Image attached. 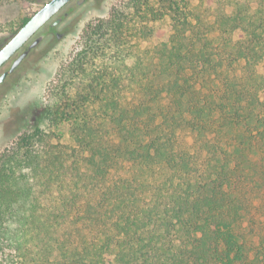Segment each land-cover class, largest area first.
I'll use <instances>...</instances> for the list:
<instances>
[{
  "label": "trees",
  "instance_id": "1",
  "mask_svg": "<svg viewBox=\"0 0 264 264\" xmlns=\"http://www.w3.org/2000/svg\"><path fill=\"white\" fill-rule=\"evenodd\" d=\"M84 31L0 152V264H264V0H127Z\"/></svg>",
  "mask_w": 264,
  "mask_h": 264
},
{
  "label": "rangeland",
  "instance_id": "2",
  "mask_svg": "<svg viewBox=\"0 0 264 264\" xmlns=\"http://www.w3.org/2000/svg\"><path fill=\"white\" fill-rule=\"evenodd\" d=\"M48 1L0 0V49L18 32L24 20L32 17ZM126 1L90 0L77 7L57 28L58 32L64 33L63 38L57 40L54 34L47 35L21 68L7 79L0 89V152L11 148L20 135L40 123L48 91L62 68L82 48L84 30L100 19H108L113 10ZM159 28L154 44L166 42L170 35L168 24L162 23ZM47 31L48 25L42 32ZM57 131L64 134L65 126Z\"/></svg>",
  "mask_w": 264,
  "mask_h": 264
},
{
  "label": "water",
  "instance_id": "3",
  "mask_svg": "<svg viewBox=\"0 0 264 264\" xmlns=\"http://www.w3.org/2000/svg\"><path fill=\"white\" fill-rule=\"evenodd\" d=\"M88 1L90 0H49L43 4L0 49V71L10 63L9 67L0 73V89L42 44L47 35L54 34L57 40H61L64 33L58 32L57 28L74 12V9L85 5ZM73 2L75 4L70 6ZM67 7L69 8L65 10ZM47 25L48 31L42 32Z\"/></svg>",
  "mask_w": 264,
  "mask_h": 264
}]
</instances>
